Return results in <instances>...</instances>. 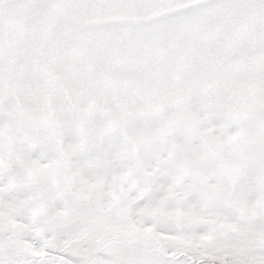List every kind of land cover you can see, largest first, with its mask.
Returning a JSON list of instances; mask_svg holds the SVG:
<instances>
[{
	"label": "snow or ice",
	"instance_id": "snow-or-ice-1",
	"mask_svg": "<svg viewBox=\"0 0 264 264\" xmlns=\"http://www.w3.org/2000/svg\"><path fill=\"white\" fill-rule=\"evenodd\" d=\"M0 264H264V0H0Z\"/></svg>",
	"mask_w": 264,
	"mask_h": 264
}]
</instances>
